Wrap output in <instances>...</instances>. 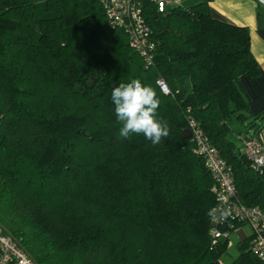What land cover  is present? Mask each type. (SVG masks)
I'll return each instance as SVG.
<instances>
[{
    "label": "trees",
    "instance_id": "16d2710c",
    "mask_svg": "<svg viewBox=\"0 0 264 264\" xmlns=\"http://www.w3.org/2000/svg\"><path fill=\"white\" fill-rule=\"evenodd\" d=\"M143 8L149 68L97 0H0V225L37 264H226L227 240L209 237L212 179L182 135L191 120L231 165L238 200L264 209V171L230 137L232 118L264 128L240 84L259 73L248 29L204 2ZM133 78L160 96V144L119 135L111 92ZM251 240L232 264H264Z\"/></svg>",
    "mask_w": 264,
    "mask_h": 264
},
{
    "label": "built area",
    "instance_id": "2783aa9c",
    "mask_svg": "<svg viewBox=\"0 0 264 264\" xmlns=\"http://www.w3.org/2000/svg\"><path fill=\"white\" fill-rule=\"evenodd\" d=\"M103 8L108 24L125 31L130 48L141 58L143 67L149 68L154 63L156 40L152 35L143 8V0H97ZM158 12L178 6L181 0H147ZM264 9V0H254ZM160 91L167 95L170 90L163 78L156 80ZM194 151L207 169L213 185L212 193L215 204L209 215V237L211 244L219 240L231 242V233L239 225L247 223L252 229V249L264 263V209L259 206H247L236 196L234 173L231 165L220 155L209 138L198 128L193 120L189 123ZM243 152L256 172L264 171V128L254 129L242 137ZM236 223L239 224L236 226ZM0 264H37L25 249L0 225Z\"/></svg>",
    "mask_w": 264,
    "mask_h": 264
},
{
    "label": "crops",
    "instance_id": "0c3cea01",
    "mask_svg": "<svg viewBox=\"0 0 264 264\" xmlns=\"http://www.w3.org/2000/svg\"><path fill=\"white\" fill-rule=\"evenodd\" d=\"M200 2L207 5L212 18L248 29L250 49L258 63L259 73L256 76H241L240 84L249 101L248 114H264V9L258 7L254 0H181V5L193 6ZM257 123L264 125L261 119ZM251 129L244 125L239 137ZM239 141L242 148V139L239 138Z\"/></svg>",
    "mask_w": 264,
    "mask_h": 264
},
{
    "label": "clouds",
    "instance_id": "9594fccd",
    "mask_svg": "<svg viewBox=\"0 0 264 264\" xmlns=\"http://www.w3.org/2000/svg\"><path fill=\"white\" fill-rule=\"evenodd\" d=\"M116 120L121 124L119 135L130 138L143 135L153 145L170 134L168 122L158 115L161 99L152 85L133 78L122 82L111 92Z\"/></svg>",
    "mask_w": 264,
    "mask_h": 264
},
{
    "label": "rangeland",
    "instance_id": "374dc122",
    "mask_svg": "<svg viewBox=\"0 0 264 264\" xmlns=\"http://www.w3.org/2000/svg\"><path fill=\"white\" fill-rule=\"evenodd\" d=\"M230 126L232 129L230 133V137L240 147L239 134L243 131L244 124L239 122L237 119L232 118V120L230 121ZM239 230H240V233L238 232ZM251 233H252V229L247 223L239 225L238 228L231 233L230 239H231L233 246L226 250L222 258V260L226 264H232L235 262L239 254L237 243L240 241V239H242L245 236L250 235Z\"/></svg>",
    "mask_w": 264,
    "mask_h": 264
},
{
    "label": "water",
    "instance_id": "95a60500",
    "mask_svg": "<svg viewBox=\"0 0 264 264\" xmlns=\"http://www.w3.org/2000/svg\"><path fill=\"white\" fill-rule=\"evenodd\" d=\"M182 135H183L184 138H190V136H191L190 129L189 128H185L182 131Z\"/></svg>",
    "mask_w": 264,
    "mask_h": 264
}]
</instances>
